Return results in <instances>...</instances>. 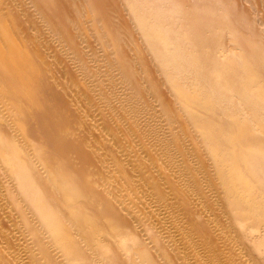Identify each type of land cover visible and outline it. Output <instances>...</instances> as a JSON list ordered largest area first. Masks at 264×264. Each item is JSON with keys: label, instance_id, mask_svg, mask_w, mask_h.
I'll return each mask as SVG.
<instances>
[{"label": "rangeland", "instance_id": "1", "mask_svg": "<svg viewBox=\"0 0 264 264\" xmlns=\"http://www.w3.org/2000/svg\"><path fill=\"white\" fill-rule=\"evenodd\" d=\"M1 25L9 27L21 49L33 52L28 56L40 67L35 72L43 84L39 95L46 94L51 116L44 126L30 95L4 81L0 55V131L8 138L0 151V264L80 262L50 241L33 205L43 178L35 155L49 129V135L63 134L82 155L76 164L104 180L99 188L112 191L108 196L127 223L123 237L114 230L101 235V230L83 234L73 229L81 262L148 264L136 254L143 245L155 264H264V220L255 226L250 218L259 201L241 203V210L227 201L224 173L205 136L227 116L218 104L205 108L195 102L230 70L235 79L228 90L235 100L232 113L235 119H250L248 132L258 128V113L244 101L264 85V0H0ZM0 47L10 53L1 31ZM249 73L255 79L248 88L244 77ZM226 119L218 141L222 148L238 123ZM23 122L27 133L20 130ZM119 142L123 146L117 148ZM257 143L264 146V135ZM249 144L245 140L236 153L247 151ZM16 163L34 165L35 180H25ZM250 181L264 184V171ZM194 183L201 197L191 188ZM154 187L163 194L148 195ZM167 200L173 206L167 207ZM100 207L86 209L98 217L94 212ZM101 237L106 246L98 244Z\"/></svg>", "mask_w": 264, "mask_h": 264}, {"label": "bare ground", "instance_id": "2", "mask_svg": "<svg viewBox=\"0 0 264 264\" xmlns=\"http://www.w3.org/2000/svg\"><path fill=\"white\" fill-rule=\"evenodd\" d=\"M0 31H1L2 35L5 37V39H7V41L10 44V53L9 54L7 52L2 53L3 51L1 50L2 48L0 47V55H1V58L3 61V62L0 61L3 63V69L1 71H3L5 79H6L4 81H7V83L10 84L13 88L19 89L20 91L26 92L27 94L30 95L31 99L29 98V101H31V103H33L35 105L37 104L40 107V111H41V115H42L41 117H43V119H44L43 125L47 126L46 124H48V122H49L48 119L50 118L51 113L49 111V107L47 106V98H46L45 92L43 93V94H45L43 97H41V95H39L40 89L43 86V84L40 82V80L37 79V77L35 75V72L39 71L40 67H39L38 63L34 61V59L32 60L30 58V56H28L32 51L30 52L27 49H24L23 47H22L23 49H21L20 48L21 46L18 45L20 43H16V39L13 37V34L10 32L9 27H7L6 25H1ZM28 46H27V48H28ZM29 48H32V47H29ZM1 58H0V60H1ZM0 69H1V67H0ZM254 77L255 76L252 73L245 75L244 82L248 88L250 87V83L252 82V80L255 79ZM234 83H235L234 74L232 72H230V70H224L223 73H221V75L217 77V79L215 81V87L212 89V91L210 93L206 94L201 99L196 97L195 102H198L197 104H199L200 106L205 107V108L206 107H208V108L213 107L216 104H218L219 109L227 116L226 118L231 119L233 117L235 119V115L232 113V109L230 106L232 104V100H234V98H231V96L228 92L230 86L233 85ZM195 85H197V84L195 83ZM8 88L11 89L10 87H8ZM190 92H193V91H190ZM253 93H255V91H253V92L250 91L249 93H247L245 95L246 100L244 101V103L247 106L251 107L254 112L258 113L259 118L257 117V120L258 119L259 120L257 121L258 122L257 125H259V126L257 129L254 128L255 130H253L251 132H248L249 130L247 131V128H248L247 126L253 124L250 121V119L247 118V116H244L243 118H241V117L236 118L237 119L236 122H238L237 128L225 135L226 139L228 140V146H226L225 148H222V146L219 144L218 141L224 136V134H223L224 129L222 128V124H224L228 120L226 118H221V120L219 122H224V123H220V124H218L219 126L217 125L215 127L211 125L209 130H206L205 136L208 139L207 141H209V145H210V148L212 150V154H214V156L216 157V161H215V162H217L216 165H218L220 168L219 170L223 171L222 173H224V175H222L223 176L222 179L224 181L223 183L225 184L226 188L225 187H223V188L227 189L228 192L230 193V195L228 193L229 196H228L227 201L230 204H232L233 206H238V210H241V209H239V206L241 203H251V202L257 203L259 201L258 202L259 206L254 208V209L252 208L253 209V211H252L253 215H252V217L250 216V218L253 219L254 225L256 226L257 222L261 223L264 220V184H260V186L252 184L250 181V176L256 172L260 173V172L264 171V146L256 145V143L262 139V135H264L263 131H262V130H264V125H261V120L264 121V85H261L260 87H258L256 94H253ZM189 96H192L191 93ZM24 97H28V96H24ZM136 101H139V100H136ZM19 103H20V101H19ZM21 103H23V102H21ZM28 103H30V102H28ZM24 106H25V104H24ZM51 107H52V105H51ZM137 109L138 108H136V106H132L131 110L136 112V111H138ZM210 110H213V109H210ZM56 115H57V113H56ZM214 116H216V114H214ZM52 117H54V116H52ZM118 117H120V115H118ZM213 119H214V117H213ZM254 120H252V121H254ZM254 123H256V120L254 121ZM50 124L51 123H49V125ZM53 124H54V122H53ZM230 124H232V123H230ZM41 125H40V127H41ZM19 127L23 133H27V131H26L27 127H26L24 122L21 123ZM63 127L64 126H62V128ZM124 127H126V125ZM127 128H131V125H128L126 127V129ZM38 129H40V128H38ZM45 129H47V128H45ZM60 129H61V127H60ZM36 131H37V129H36ZM42 131H40V132L42 133ZM51 131H53V129ZM40 132H38V133H40ZM48 132H49L48 134L45 133L43 135V137H41V138H43V141L45 138L46 143L42 141L44 143V145L41 142L42 143L41 145H43V146H40L41 147L40 151L38 149L39 152L37 153V156L34 154L35 158L38 159V160H36V159L35 160L40 163V166H41L40 171L43 173V175H42L43 178L41 181L38 182V188L36 189L37 191L35 192L36 195L34 197V204L33 205L35 206L36 209H38V214H39L42 222H44L46 229L50 233V236H49L50 241L55 242V245L60 250H62L63 255L66 256L68 259L80 261L79 264H85L84 261L81 262V260H79V259H81L79 256L80 255L79 249L74 245L75 242H74L73 237L71 236V231L73 229H79L83 232V234H85L84 232H87L89 230H93V231H97V232L101 230V233H100L101 235H102V232H103V234L109 235L112 233V230H114V231H118L116 233V235L118 237L119 236L123 237L126 235L125 232H123V229L125 228L126 222L124 223V220H122L120 218L121 209L119 207H117V205H114L112 203L113 200L110 199L111 197L108 196V193L112 192V191L108 190L109 192H105L99 188V184H102V182L104 180H102V178L98 177V176L95 178V176L92 173V170L89 169L88 167L75 163L77 161H80L81 158H83V157L81 154H78V152L76 151L77 149L75 147L69 146L65 142L63 134H60V133H54L53 134L52 133V135H49L51 133L50 129ZM18 135H20V134H18ZM29 135H32V133H29ZM48 135H49V141H47ZM134 136H136V133H133L131 135V137H134ZM23 137H25V136L23 135ZM23 137L21 138V140L24 139ZM32 137H33V135H32ZM12 140H14V139H12ZM245 140L251 141V144H249L247 147V151H243L241 149L239 151V149H237L238 153H236V148H239L240 146H242V144L244 143ZM6 141H8V138H5L4 134L0 131V151H3L2 146L5 148L4 143ZM23 141L25 142L27 140H23ZM30 141L32 142V140H30ZM30 141H29V143H30ZM8 143H10V142H8ZM15 143H17V140ZM17 144H19V143H17ZM22 144H23V142H22ZM24 146H25V144H24ZM115 146L117 148H120L123 146V143L122 142H119L117 144L115 143ZM25 147H27V146H25ZM17 150H21V149L17 148ZM35 150L37 151V149H35ZM34 151H33V153H36ZM82 151H84V150L81 149V151H79V152H82ZM30 152H32V151H30ZM27 153H29V152H27ZM108 153H109V151H108ZM29 154H31V153H29ZM21 156H19V158H18L19 162L22 164H25V163H23L24 162V159L22 158L23 156L22 157ZM28 157H30V156H28ZM31 157H33V155ZM15 160H17V159H15ZM259 160L261 162L260 166H258L259 164H257ZM15 162H17V161H15ZM34 163H36V162L34 161L32 164H34ZM16 165H17V168L19 167V169H20L19 172L21 174H23V176L25 177V180H29V181L31 179L35 180V178H34L35 177L34 176L35 175L34 169L36 167L35 164H34L35 167H33L34 165L33 166H31V165L30 166L29 165H27V166L23 165L22 166V165L17 164V163L15 164V166ZM112 167H115L116 170L120 169V166H118V165H114ZM16 174H17V172H16ZM21 174H19V176H21ZM105 179H106V182H108L110 179V176H106ZM136 183H139V181L138 182L136 181ZM220 184H221V182H220ZM207 185L210 186L211 184L209 182H207ZM197 187H198V183L196 185H195V183H194V185H191V188H193L195 190L194 193L197 195V197H201L202 194H201V192H198ZM233 191L236 192V193H234V195L232 194ZM33 192L34 191H32V193ZM147 192H148V195H150V196L153 195L154 197L155 196L159 197L161 194H163L162 189L155 188V187L152 188L151 190L147 191ZM124 193H126V192H124ZM184 194H185V192H184ZM186 195H188V194L186 193ZM171 201L167 200V207L173 206L174 202H171ZM202 203H203V201H202ZM87 206H90L91 208H92V206H96V207L101 206L98 211L94 212V214H96L98 217L91 215V213H89L86 209ZM243 207L246 208L245 205H243ZM126 208H128V207H126ZM240 208H241V206H240ZM31 209H32V205H31ZM35 213H37V212H35ZM99 216L106 217L107 220L106 221L100 220L99 218H101V217H99ZM245 219H247V218H245ZM243 222H245V221L243 220ZM167 223H168V221H167ZM180 223L182 224L181 221H180ZM193 223L194 222L191 221L190 224H193ZM171 224H173V223H170V225ZM164 228H166V227H164ZM174 228H175V226H174ZM129 233H132V231H130ZM103 237L100 238V241L98 243L100 245V247L106 246L108 244L106 242L105 238L102 239ZM84 238H85V235H84ZM136 254L139 256V258L142 261H144V262L146 261V262H148V264H155L153 262L152 254L149 253L148 251H146V249L143 245L141 247L138 246V248L136 249ZM134 258H135V256H134ZM134 261H135V259H134Z\"/></svg>", "mask_w": 264, "mask_h": 264}]
</instances>
